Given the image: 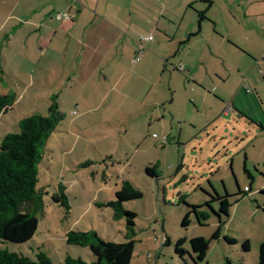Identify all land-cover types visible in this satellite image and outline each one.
<instances>
[{"label": "rangeland", "instance_id": "rangeland-1", "mask_svg": "<svg viewBox=\"0 0 264 264\" xmlns=\"http://www.w3.org/2000/svg\"><path fill=\"white\" fill-rule=\"evenodd\" d=\"M167 70L176 100L166 107L169 114L162 125L155 123V114L159 113L158 120L164 114L162 108L148 109L141 118H132L124 110L76 116L67 109L62 112L64 119L51 134L38 165L43 211L36 214L37 232L25 244L2 242V249L31 260L40 251L51 264H63L67 256L90 264L94 257L88 248L66 244L69 231H94L113 243L126 242L132 231L131 264H193L191 257L200 250L206 253L200 264H224L226 258L232 264H257L264 241V133L239 129L231 114H220L214 122L202 119L218 116L221 101L209 81L204 102L191 95L203 87H194L178 72ZM4 79L8 86L12 78ZM257 79L264 91L263 80L258 75ZM3 88L0 95L6 94ZM18 89L22 92L24 87ZM148 89L144 87V93ZM29 101L0 117V142L6 134L18 132L20 120L47 114L45 96L32 100L38 106L27 112ZM232 128L241 132L238 137ZM162 137H167L164 145ZM244 163L252 181L243 172ZM125 181L140 194L122 202L124 210L136 215L131 231L125 218L116 219L115 210L106 205L119 200ZM60 185L68 209L52 201ZM225 238L236 243L228 244ZM244 241L249 243L247 252L242 249ZM175 249L185 254L180 256Z\"/></svg>", "mask_w": 264, "mask_h": 264}, {"label": "crops", "instance_id": "crops-1", "mask_svg": "<svg viewBox=\"0 0 264 264\" xmlns=\"http://www.w3.org/2000/svg\"><path fill=\"white\" fill-rule=\"evenodd\" d=\"M168 68L203 87L191 95L204 102L209 81L221 101L218 116L202 119L231 114L239 129L264 133V0H0V77L12 78L0 86L16 94L12 109L30 99L27 112L36 110L41 96L45 110L55 97L73 116L162 108V125L176 100Z\"/></svg>", "mask_w": 264, "mask_h": 264}, {"label": "trees", "instance_id": "trees-1", "mask_svg": "<svg viewBox=\"0 0 264 264\" xmlns=\"http://www.w3.org/2000/svg\"><path fill=\"white\" fill-rule=\"evenodd\" d=\"M202 16V14H200ZM0 83L5 85L0 77ZM13 91L0 95V115L12 109L16 102ZM57 100L51 97L45 116L33 115L20 120L17 124L18 132L6 134L0 142V244L9 242L25 244L31 241L37 232L38 218L36 214L43 211V193L37 190L38 165L42 159L51 134L63 121ZM148 173L150 172L147 170ZM244 173L252 181L250 173L244 167ZM150 174V173H149ZM152 176V174H150ZM52 201L68 209V199L65 188L58 187ZM120 198L117 202H107L113 208L116 219L125 218L127 229L131 231L135 214L124 210L122 202L131 201L139 197V193L128 181L119 188ZM219 232L214 233L216 240ZM132 237V239H131ZM134 233L126 235L124 243H113L101 239L96 232L69 231L65 236L67 245L88 248L94 257L90 264H131L134 253ZM228 244H235L233 239H224ZM243 251H249L248 241L242 243ZM183 256L184 250L175 249ZM205 250H200L196 257H191L193 264H200L205 260ZM0 264H51L47 255L38 251L35 260L16 253L8 252L0 247ZM63 264H87L80 259L67 256ZM224 264H232L224 259ZM257 264H264V241L258 250Z\"/></svg>", "mask_w": 264, "mask_h": 264}, {"label": "built area", "instance_id": "built-area-1", "mask_svg": "<svg viewBox=\"0 0 264 264\" xmlns=\"http://www.w3.org/2000/svg\"><path fill=\"white\" fill-rule=\"evenodd\" d=\"M57 18L60 21L71 20V14L65 13V12H61V13L57 14ZM151 39H152V37L148 36V37H145V38H141L140 42L150 41ZM139 48L142 49L141 43H139ZM177 70L180 71V72H184V69H183L182 66H177ZM162 144H166V137H162Z\"/></svg>", "mask_w": 264, "mask_h": 264}]
</instances>
